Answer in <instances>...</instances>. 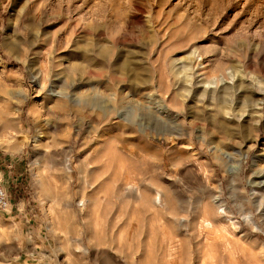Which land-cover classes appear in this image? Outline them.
Wrapping results in <instances>:
<instances>
[{"label": "rangeland", "instance_id": "obj_1", "mask_svg": "<svg viewBox=\"0 0 264 264\" xmlns=\"http://www.w3.org/2000/svg\"><path fill=\"white\" fill-rule=\"evenodd\" d=\"M0 171V264H264V0H0Z\"/></svg>", "mask_w": 264, "mask_h": 264}, {"label": "built area", "instance_id": "obj_2", "mask_svg": "<svg viewBox=\"0 0 264 264\" xmlns=\"http://www.w3.org/2000/svg\"><path fill=\"white\" fill-rule=\"evenodd\" d=\"M8 207V197L6 189L2 184V172L0 171V210H4Z\"/></svg>", "mask_w": 264, "mask_h": 264}, {"label": "bare ground", "instance_id": "obj_3", "mask_svg": "<svg viewBox=\"0 0 264 264\" xmlns=\"http://www.w3.org/2000/svg\"><path fill=\"white\" fill-rule=\"evenodd\" d=\"M217 201H218V199L215 198V202H217ZM205 223L208 224V220H206Z\"/></svg>", "mask_w": 264, "mask_h": 264}]
</instances>
